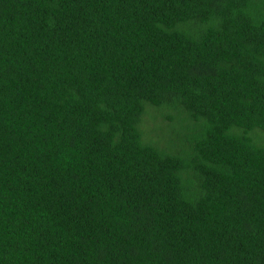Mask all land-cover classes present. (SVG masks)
Instances as JSON below:
<instances>
[{"label":"trees","instance_id":"obj_1","mask_svg":"<svg viewBox=\"0 0 264 264\" xmlns=\"http://www.w3.org/2000/svg\"><path fill=\"white\" fill-rule=\"evenodd\" d=\"M0 264H264V0H0Z\"/></svg>","mask_w":264,"mask_h":264}]
</instances>
